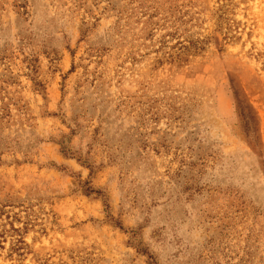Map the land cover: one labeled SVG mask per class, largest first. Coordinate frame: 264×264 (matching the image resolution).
Returning a JSON list of instances; mask_svg holds the SVG:
<instances>
[{
	"label": "rangeland",
	"instance_id": "374dc122",
	"mask_svg": "<svg viewBox=\"0 0 264 264\" xmlns=\"http://www.w3.org/2000/svg\"><path fill=\"white\" fill-rule=\"evenodd\" d=\"M0 206V264H264V0H0Z\"/></svg>",
	"mask_w": 264,
	"mask_h": 264
},
{
	"label": "trees",
	"instance_id": "16d2710c",
	"mask_svg": "<svg viewBox=\"0 0 264 264\" xmlns=\"http://www.w3.org/2000/svg\"><path fill=\"white\" fill-rule=\"evenodd\" d=\"M143 9V8H141ZM186 13L182 14V24H184L183 18L185 17ZM144 16H147L149 19V23L151 22V25L156 26L157 29L158 28H165V23L167 22V19H164V24L161 25L160 27L158 23H154L153 19L156 18V13H147V11L143 12ZM219 31L223 32V25L219 26ZM227 32L230 29V26L227 24ZM225 35V39L229 38L228 37V33L224 34ZM170 37H172V33H169ZM183 36V35H182ZM152 37V35H151ZM231 39V38H230ZM208 38H204V39H196L194 40L193 37L191 36H187L186 39L182 37V41H177V43L172 46V47H168L166 45V42L164 41V38H161V42H160V46H159V50L162 51H168V52H164L163 55V59H166L168 62L171 63H186L187 59L190 55H195L197 53H200L202 51H204V47L208 42ZM218 41V40H217ZM91 192H93L91 189L87 190V193L91 194ZM5 206H0V215H3V209ZM22 209V206H21ZM26 212V211H24ZM6 223H2L1 220V216H0V249H4L3 243L6 242L7 237H11L13 240L11 242V246H10V256H12L13 254H15L18 258H22L24 255L28 254V247L27 244L24 241L23 236L27 233L28 231V227L30 225V221H26L23 224V227L20 229H17L14 227L12 222H9L10 219L17 221V222H21L20 218L17 216V214H13L12 216L10 214H7L6 216ZM117 226H121V225H117ZM121 228V227H120ZM151 259V258H150Z\"/></svg>",
	"mask_w": 264,
	"mask_h": 264
}]
</instances>
